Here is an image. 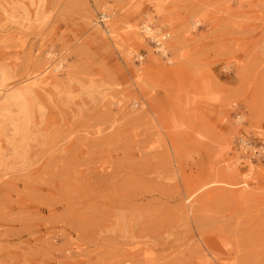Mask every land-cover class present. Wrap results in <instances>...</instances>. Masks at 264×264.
I'll return each mask as SVG.
<instances>
[{
	"label": "rangeland",
	"instance_id": "obj_1",
	"mask_svg": "<svg viewBox=\"0 0 264 264\" xmlns=\"http://www.w3.org/2000/svg\"><path fill=\"white\" fill-rule=\"evenodd\" d=\"M21 1L0 0L24 40H0V68L66 67L36 94L33 163L0 169V264H264V0H162L175 48L154 72L129 26L158 0ZM221 177L229 194L186 200Z\"/></svg>",
	"mask_w": 264,
	"mask_h": 264
},
{
	"label": "bare ground",
	"instance_id": "obj_2",
	"mask_svg": "<svg viewBox=\"0 0 264 264\" xmlns=\"http://www.w3.org/2000/svg\"><path fill=\"white\" fill-rule=\"evenodd\" d=\"M29 1L30 6L34 7V13L36 16H41L40 10L43 0ZM20 4L25 6L23 0ZM164 4L165 2L162 0H158L155 4L157 14L164 15V19L161 21H154V18L147 13L146 15L149 17L148 20H144L141 25L136 23L135 25L129 26V28L136 33V39L141 45H145V43L147 44V41H152L156 44V50H150L149 68L152 71L163 65L156 57V53L163 58L167 57L168 61L172 62V58L169 57V47L175 48L174 41L170 43L166 42V38L167 36H170V33L168 31L165 33L162 32L166 22H172V18H170L169 14L166 15L165 13ZM103 16L106 17L107 15L104 14ZM196 23H198V20L194 21L192 27H196ZM106 27L107 29L105 31L101 28H98L97 30L102 34L115 36V33L120 28L117 21H110V23H107ZM11 30L12 28L0 25V40L5 39L7 36L12 39H21L22 31L20 28L14 29L13 31ZM20 41L22 45H24V40L21 39ZM65 60V58L53 59V57H50L48 65L43 70L38 73L28 74L25 78L23 77L19 79H15V74H12L9 69L4 67L0 68V138L4 139L3 144L5 143V147H0V150L9 152L8 156H4L2 152L0 153L1 170H17V167L25 169L33 163L34 156L32 155V144L36 142L38 136L36 133V126L38 124L36 94L39 93L40 95L42 91H48L50 86L58 88L55 79L58 76V73L66 67L64 64ZM170 70L175 72L177 68H170ZM109 104L116 105L120 111L124 109V104L121 103L120 99L112 100ZM135 104H137L136 101L134 102V105ZM241 119L242 116L239 117V120ZM237 122L239 123L238 120ZM240 141L242 142L240 145L241 149L245 152L249 143L243 137ZM1 144L2 141L0 139V145ZM245 153L247 154V152ZM246 157L248 163H251V156L246 155ZM216 183L221 185V188L217 189L219 191H216L219 196L229 194V192L226 191L227 189L225 186L222 185L231 186L233 182L224 177L203 180L200 182L192 181L186 200L190 204L196 202V195L200 190ZM250 183L249 179H244L241 183V190L233 192L231 194L232 197L240 203L247 201L248 194L246 191L248 190Z\"/></svg>",
	"mask_w": 264,
	"mask_h": 264
}]
</instances>
